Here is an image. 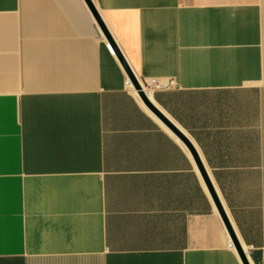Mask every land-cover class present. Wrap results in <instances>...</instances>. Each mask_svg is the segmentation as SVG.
<instances>
[{
	"label": "crops",
	"instance_id": "0c3cea01",
	"mask_svg": "<svg viewBox=\"0 0 264 264\" xmlns=\"http://www.w3.org/2000/svg\"><path fill=\"white\" fill-rule=\"evenodd\" d=\"M92 1L154 110L85 0H0V264H245L189 143L264 264V0Z\"/></svg>",
	"mask_w": 264,
	"mask_h": 264
},
{
	"label": "water",
	"instance_id": "95a60500",
	"mask_svg": "<svg viewBox=\"0 0 264 264\" xmlns=\"http://www.w3.org/2000/svg\"><path fill=\"white\" fill-rule=\"evenodd\" d=\"M85 1H86L87 5L90 6L91 12H92V14H93L95 20L97 21V23H98V25H99V27H100V29H101L103 35H104L105 37L108 38V40H109L110 43H111V47H112L113 51H114V52L117 54V56L119 57V60H120L121 64L123 65L124 69H126L127 74H128V78H129V80H130V83H132V85H134L135 88L139 91V94L141 95L142 99L145 100V101L148 103V100L146 99L145 93H144L143 90H142V86H141V84L138 82V80H137V78H136V76H135V74H134L132 68H130V66L128 65V63H127L126 59L124 58L123 54L120 53V51H119V49H118V47H117V45H116V43H115V41H114V38L111 36L110 31H109V29H108L106 23L103 21L101 15L99 14V11H98L96 5H94V3H93L92 0H85ZM148 104H149V106H150V103H148ZM150 107H151V106H150ZM151 108H152V107H151ZM152 109L154 110V108H152ZM174 131L177 132L178 134H180V132H178L176 129H174ZM181 136H182V135H181ZM182 138H183V140H184L186 143H188V141L186 140L185 137H182ZM189 146H190V148L192 149V151L194 152V155H195V157H196L197 163H199L200 171H201V173H202L203 178L205 179V181H206V183H207V186H208V188H209V190H210L211 195H213V197H214V199H215V202H216L217 208H218V210L221 212L222 217L224 218V221H225L226 227H228V230H229V232H230V235H231V238H232V242L234 243L235 247L237 248V250H238V252H239L241 258L243 259L244 263H245V264H250L249 261H248V259H246V256H245V253H244V251H243V248H242L241 244L238 243V240H237V238H236V235H235L234 229H233V227H231V225H230V222H229V220H228V217H227V215H226V212L223 210L222 205H221V203H220V201H219V198H218V196L215 194V191H214L213 185H212L210 179L208 178L207 172L205 171V169H204L202 163H200V161H199V159H198V156H197V153H196L195 149L190 145V143H189Z\"/></svg>",
	"mask_w": 264,
	"mask_h": 264
},
{
	"label": "snow or ice",
	"instance_id": "6c2138e0",
	"mask_svg": "<svg viewBox=\"0 0 264 264\" xmlns=\"http://www.w3.org/2000/svg\"><path fill=\"white\" fill-rule=\"evenodd\" d=\"M3 132H4V112L2 106H0V150H2V145H3V139H2ZM6 211H9V209L6 208V191L3 186V183L0 182V234H2L3 229L5 227ZM0 251H2V248H0Z\"/></svg>",
	"mask_w": 264,
	"mask_h": 264
},
{
	"label": "built area",
	"instance_id": "2783aa9c",
	"mask_svg": "<svg viewBox=\"0 0 264 264\" xmlns=\"http://www.w3.org/2000/svg\"><path fill=\"white\" fill-rule=\"evenodd\" d=\"M109 48H110V50H111L112 52H114L110 44H109ZM127 82L130 83V80L128 79ZM152 83H153L154 85L156 84V85H158V86L163 85V84H160V82H159L158 80H156V79H155V80H152ZM232 245H233V243H232Z\"/></svg>",
	"mask_w": 264,
	"mask_h": 264
}]
</instances>
